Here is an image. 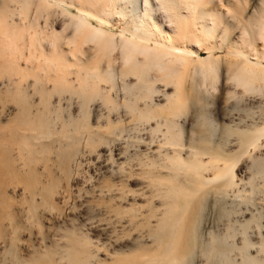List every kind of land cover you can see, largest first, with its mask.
<instances>
[{"label": "bare ground", "instance_id": "1", "mask_svg": "<svg viewBox=\"0 0 264 264\" xmlns=\"http://www.w3.org/2000/svg\"><path fill=\"white\" fill-rule=\"evenodd\" d=\"M248 1L0 0V86L32 132L9 122L30 140L6 142L144 179L145 214L114 210L138 231L127 251L71 248L66 264H264V0Z\"/></svg>", "mask_w": 264, "mask_h": 264}, {"label": "rangeland", "instance_id": "2", "mask_svg": "<svg viewBox=\"0 0 264 264\" xmlns=\"http://www.w3.org/2000/svg\"><path fill=\"white\" fill-rule=\"evenodd\" d=\"M218 1L216 0V3L219 4ZM140 2L143 4V0H140ZM253 3V0L248 1L250 7L254 6ZM250 7H247V11L250 10L248 9ZM199 53L202 56L206 55L204 51H199ZM213 54L215 56L223 57L225 52L222 50H215ZM220 83L221 79L220 82L217 81L216 85L218 86ZM228 86L229 85H226V87ZM1 88L3 87L0 86V136L6 134L3 137H7L8 133L12 134L15 131L14 127L13 129H11V127L9 129L8 124L11 123L10 125L15 126L20 120L16 117L17 120L12 117H19L18 114L20 113L17 109H20L21 106L8 101L4 97V90ZM237 90L239 91L240 89ZM225 91L226 88L223 87L222 92L225 93ZM214 92L216 93V91ZM231 99L229 101H231ZM233 99L235 100H233V102L231 101V103H234V101L237 102L236 98ZM34 102L36 101H33V103ZM33 103L31 104L33 109L29 105V107L24 105V109L27 112V109H32L29 114H32L33 112L35 113V111L38 110L36 108L39 106L35 105L36 103ZM20 117L23 116L20 114ZM23 118H26V115H24ZM14 119L15 122H11L14 121ZM12 123L16 124L13 125ZM55 125V129H58V126L56 127ZM3 126L5 129L9 130L5 131V129L2 128ZM18 126L23 129L21 124ZM18 126L16 125V128L20 131L21 129L19 130ZM11 130L13 131L11 132ZM26 131L27 134L25 133ZM1 132H3L2 135ZM20 132L26 134L22 133L23 138L29 135L31 136L32 133L30 132V134H28V129ZM20 132L14 137H21L22 134ZM30 136L29 138L31 139ZM52 136L53 138L56 137L54 134ZM52 136L50 138H52ZM3 137H0V145L6 146V148L9 147V150L3 146H1L2 148L0 147V160H2L1 158L5 156V154H7V157H4V161H1L2 163L0 162V166L6 162L5 168L4 166L0 167V171H2L0 172V264H33V262L35 264V262L37 263L36 260L40 259L45 260L46 264H66L68 262L66 259L70 257H68V254L71 253V250L69 249L73 248L72 250H74L77 247H85L86 250L88 249L89 252H92V254L97 256H94L92 261L99 258L98 260H104V263H109V258L114 256L117 252L127 251V248L133 243V239L138 235V231H136V227H133V225L128 223V218L125 215V217L118 215L117 217L120 216L118 221L114 210L116 208H119L120 210L121 208L127 209L131 206L137 207L138 209L140 207L139 212H142V215L145 214L146 207L144 202L146 194L144 192L146 188L144 187V179L141 178L138 172L128 178L120 177L119 174H115L114 170H112L113 172L110 171L111 169L108 168V162H103V159L98 160L94 154L88 155L85 152L83 153L84 155H78L70 162L65 163L62 160L61 162L60 159L58 160L57 154L59 144H57L56 141L50 142L48 149L50 148L51 150L49 149V153L48 149L45 148L48 154L45 153V150L41 152L42 149L39 150L38 145L33 143L34 146H30L31 149L28 150V152L32 151L35 147V150L38 149L40 153L33 151L34 154L37 153L36 155L38 156L42 154V156H39L40 158L37 156L32 160V156L35 157L32 152L30 153L33 155L29 157L26 153L27 151H24V153L21 151L24 149L27 150L24 146L26 143L23 144L24 148H21L20 151L19 149L22 145H17L19 144L18 142H25L28 137L21 141L20 139H22V137L20 139L18 138L19 141L17 142L15 141L17 140L16 138L14 140L13 135L8 136L11 139H8V137H5L6 139H4ZM48 138L44 139L45 142L42 139L43 142L48 143L53 139H49L48 141ZM33 140L31 141L34 142L35 140ZM6 141L11 144L15 141L17 144H14L15 146H13ZM6 143L8 145H6ZM27 144L28 146L31 145L28 142ZM17 147L19 148L17 149ZM3 148L6 149L5 152ZM11 148H13V150H11ZM1 149L3 151H1ZM1 152L5 154H1ZM25 154L26 157L28 156L32 161L29 159V162L26 163L27 161L25 162L24 160ZM8 158H10V160ZM8 160L10 162L12 161L11 163L13 167ZM34 160H36V162H34ZM7 164H9V168H7ZM28 170L32 171V173H29ZM15 172L18 175L28 173L30 174V177L27 178L25 183L17 181L11 176L13 175L12 173ZM3 173L5 176L2 177V175H4ZM7 173L8 176L6 175ZM106 180H111L113 184L111 188L113 191L107 192L105 188H101ZM101 189L103 192H101ZM231 194L232 193H228L229 196L226 197L229 198L227 199L228 203H230L231 197L233 198ZM135 196L136 198H134ZM233 199L236 200L238 198ZM256 202L257 200L255 201V204L261 203L259 207H257L258 209L260 206H264L262 202ZM134 203L136 204L133 205ZM233 204L234 203H231V205ZM53 206L55 207L54 210ZM241 206L244 207L243 204ZM253 211H256V209H253ZM243 212L244 216L241 213H238V216H236L237 213L233 216L239 219L241 215L243 217L246 216V213L247 216L249 215L247 210H244ZM125 219L127 223L124 221ZM262 221H264V219H262ZM127 226L130 229H127ZM67 250H69V252ZM91 263L95 264V262Z\"/></svg>", "mask_w": 264, "mask_h": 264}]
</instances>
